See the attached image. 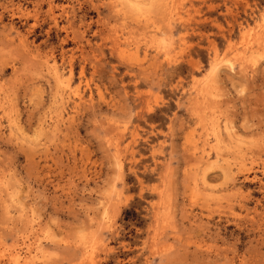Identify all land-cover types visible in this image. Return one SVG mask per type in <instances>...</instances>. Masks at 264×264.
I'll return each mask as SVG.
<instances>
[{
	"label": "rangeland",
	"instance_id": "rangeland-1",
	"mask_svg": "<svg viewBox=\"0 0 264 264\" xmlns=\"http://www.w3.org/2000/svg\"><path fill=\"white\" fill-rule=\"evenodd\" d=\"M165 1L0 0V264H264V0Z\"/></svg>",
	"mask_w": 264,
	"mask_h": 264
},
{
	"label": "bare ground",
	"instance_id": "bare-ground-1",
	"mask_svg": "<svg viewBox=\"0 0 264 264\" xmlns=\"http://www.w3.org/2000/svg\"><path fill=\"white\" fill-rule=\"evenodd\" d=\"M165 1V0H164ZM168 1V0H167ZM167 1H165V2H167ZM173 2V1H172ZM121 3H123V2H121ZM170 3H171V1H170ZM165 4V3H164ZM165 6V5H164ZM170 6V5H169ZM166 8V7H165ZM171 9H172V7H170ZM176 8V7H175ZM171 11V10H170ZM173 11H174V9H173ZM172 12V11H171ZM175 14H176V12H175ZM263 19V18H262ZM263 21V20H262ZM144 22V21H143ZM260 26V25H259ZM258 26V27H259ZM264 26V25H263ZM255 37V36H254ZM257 37V36H256ZM247 39V38H246ZM259 38L257 37V40H258ZM243 40V39H242ZM248 42V41H247ZM249 43V42H248ZM166 45V44H165ZM254 46V45H253ZM252 49V48H251ZM250 53V52H249ZM54 62V61H53ZM252 63V62H251ZM50 66H52L51 64H50ZM216 66H214V68H215ZM49 70L52 72V75H53V77H54V80H55V82H56V84H57V86H58V88H61L60 90L67 96V98H69V99H73V100H75L76 102H74L75 103V106L78 104L77 102L78 101H81V100H83L82 99V95H80V93L78 92V90H73V91H70L69 90V86L67 85V86H64V88H63V84H64V82H63V74L58 70V68L56 67V63L54 62L53 63V66L52 67H49ZM213 70V69H212ZM246 71V70H245ZM216 72V71H215ZM66 83V82H65ZM69 83V82H68ZM61 95V94H60ZM65 97V96H64ZM62 98V97H61ZM66 98V99H67ZM63 100V99H62ZM60 102H61V99H60ZM82 102V101H81ZM58 117V116H57ZM59 118V117H58ZM9 121V120H8ZM10 123V122H9ZM60 123V122H59ZM55 124V123H54ZM10 128V127H9ZM228 128H230V127H228ZM55 129V128H54ZM225 130H226V128H225ZM212 131V130H211ZM213 135H214V132H213ZM55 138V137H54ZM214 140H215V138H214ZM207 141V140H206ZM209 146V145H208ZM202 147H204V146H202ZM194 149H195V151L198 149L196 146L194 147ZM206 149V148H205ZM209 149V148H208ZM213 150H215V149H213ZM202 151V153H204L205 151H204V148L201 150ZM216 151V150H215ZM201 153V152H200ZM210 153V152H209ZM208 153V154H209ZM206 155H207V153H205ZM216 155V154H215ZM221 155V154H220ZM242 156V155H241ZM206 158H208V156L206 157ZM246 159V158H245ZM226 161V160H225ZM227 166H230V165H227ZM226 166V167H227ZM241 168H243L242 166H241ZM264 169V168H263ZM224 170V169H223ZM239 170H241V169H239ZM249 170V169H248ZM230 173V172H229ZM34 248H36L33 252H35V256H36V254L38 253V251H39V245L38 244H36L35 245V247ZM32 251H31V247H28V248H26V251L24 252V255H22V253H20V252H18V251H16V250H14L12 253H10V258H11V262H12V264H30L29 262H31L30 260L32 259L31 258V256H32V253H33ZM40 258H44L43 256H40ZM33 260V259H32ZM38 260V259H37ZM33 262V261H32ZM38 263V262H37Z\"/></svg>",
	"mask_w": 264,
	"mask_h": 264
}]
</instances>
